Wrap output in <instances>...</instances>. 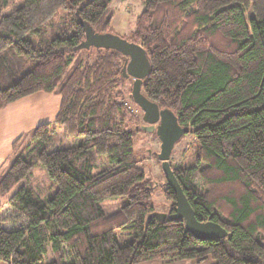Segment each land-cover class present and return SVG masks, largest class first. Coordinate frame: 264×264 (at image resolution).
Listing matches in <instances>:
<instances>
[{
    "label": "trees",
    "instance_id": "16d2710c",
    "mask_svg": "<svg viewBox=\"0 0 264 264\" xmlns=\"http://www.w3.org/2000/svg\"><path fill=\"white\" fill-rule=\"evenodd\" d=\"M113 1L23 0L4 14L0 0V111L37 93L61 97L54 122L16 141L0 169V197L28 223L0 221V262L264 264V0H142L129 41L151 64L142 94L195 137L188 163L173 171L197 220L228 232L207 241L182 220L152 216L155 185L134 151L144 131L129 126L143 117L117 91L125 82L122 54L78 49L85 40L78 19L109 33ZM59 15L63 27L54 22ZM93 50V61L83 57ZM58 130L78 142L49 151ZM101 157L108 166L94 174ZM38 162L58 186L47 201L22 185ZM165 186L173 214L176 196ZM118 198L121 209L105 214L101 203ZM117 231L127 233L123 244Z\"/></svg>",
    "mask_w": 264,
    "mask_h": 264
},
{
    "label": "rangeland",
    "instance_id": "374dc122",
    "mask_svg": "<svg viewBox=\"0 0 264 264\" xmlns=\"http://www.w3.org/2000/svg\"><path fill=\"white\" fill-rule=\"evenodd\" d=\"M6 3L4 9V14H9L11 11L22 5L23 0H3ZM145 10V5L142 0H114L111 8L110 14L113 15V21L110 26V32L114 35H117L125 40L131 41L132 33L136 27V19L139 17ZM63 15H59L55 18L54 22L59 24L60 27H63V20L61 19ZM251 17V13L246 14L247 20ZM100 31V29H98ZM99 33V32H98ZM97 55V50L87 51L83 53V57L87 58L90 61H93ZM32 67V63H29L28 68ZM125 79L124 84L117 90L121 94V98L129 105L131 111L136 116L143 117L144 114L140 108L134 103L131 99L132 90L134 86V79L132 77H126L123 74ZM130 129L135 130L137 128H143L148 126L143 123H129ZM195 137L189 133L187 136L182 138L178 144L175 146L172 156L170 158V164L172 169H177L179 166H185L188 163L187 159L189 158L188 153L192 151L193 143ZM78 142L73 137L67 135L63 130H58L56 134L53 135L52 141L49 144L48 150L53 151L56 149H64L70 146L75 145ZM25 144V141L21 145ZM134 151L135 157L140 166L145 170L146 177L151 180L154 185L155 193L153 197V204L158 213H165L170 215L172 202L166 200L164 196L166 178L162 173L161 162L158 160L156 155H159L161 152V143L157 137L153 134L146 132H140L136 134L134 140ZM188 156V158H187ZM108 166L107 161L104 157L99 159V169L94 170V174H97L102 168ZM194 182L198 187H201L202 183L200 177L195 174ZM36 193L42 200L47 201L53 198L58 190V186L54 183L49 177L45 168L41 163H37L32 169L31 175L29 178L22 183ZM2 199V198H1ZM7 199H2L0 205V221L2 225L6 228H16V227H25L27 221L20 216L16 218L11 214V209L6 204ZM125 200L123 198L106 200L101 203V208L105 214L111 215L124 205ZM22 217V218H21ZM127 233L122 231H117L116 236L120 244L124 243ZM125 237V238H124ZM49 257V256H48ZM47 257V261L50 258ZM0 264H3L0 262ZM145 264H197L192 261H152ZM205 264H214L213 261H209Z\"/></svg>",
    "mask_w": 264,
    "mask_h": 264
},
{
    "label": "water",
    "instance_id": "95a60500",
    "mask_svg": "<svg viewBox=\"0 0 264 264\" xmlns=\"http://www.w3.org/2000/svg\"><path fill=\"white\" fill-rule=\"evenodd\" d=\"M79 24L85 32V40L78 47L79 50L104 49L114 50L124 57L123 73L126 77L134 79L132 97L135 103L143 111V121L148 126L143 131L149 134H156L161 143V152L158 158L165 175L168 186L176 196L175 209L173 214L155 212L152 216L160 220H182L186 232H189L200 241L212 239H225L228 232L217 223L212 221L200 222L197 220L194 209L188 201L182 187L180 186L172 166L170 158L178 142L189 134L188 128H183L178 124L176 116L168 109L160 110L158 105L149 101L142 94V86L145 78L151 70V64L146 51L142 46L129 42L112 33H96L89 24L78 19ZM156 186V185H155Z\"/></svg>",
    "mask_w": 264,
    "mask_h": 264
},
{
    "label": "crops",
    "instance_id": "0c3cea01",
    "mask_svg": "<svg viewBox=\"0 0 264 264\" xmlns=\"http://www.w3.org/2000/svg\"><path fill=\"white\" fill-rule=\"evenodd\" d=\"M60 105V96L37 93L0 111V169L14 158V143L38 126L54 122Z\"/></svg>",
    "mask_w": 264,
    "mask_h": 264
}]
</instances>
